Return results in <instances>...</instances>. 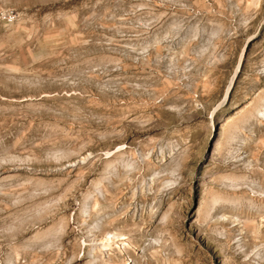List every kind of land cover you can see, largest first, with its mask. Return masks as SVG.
Segmentation results:
<instances>
[{
    "label": "rangeland",
    "instance_id": "374dc122",
    "mask_svg": "<svg viewBox=\"0 0 264 264\" xmlns=\"http://www.w3.org/2000/svg\"><path fill=\"white\" fill-rule=\"evenodd\" d=\"M0 264H264V0H0Z\"/></svg>",
    "mask_w": 264,
    "mask_h": 264
}]
</instances>
